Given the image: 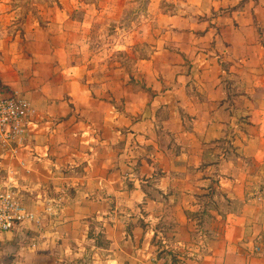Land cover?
Segmentation results:
<instances>
[{
	"label": "crops",
	"instance_id": "1",
	"mask_svg": "<svg viewBox=\"0 0 264 264\" xmlns=\"http://www.w3.org/2000/svg\"><path fill=\"white\" fill-rule=\"evenodd\" d=\"M16 3L0 87L34 112L0 188L56 213L1 234L0 264H264V0Z\"/></svg>",
	"mask_w": 264,
	"mask_h": 264
},
{
	"label": "built area",
	"instance_id": "2",
	"mask_svg": "<svg viewBox=\"0 0 264 264\" xmlns=\"http://www.w3.org/2000/svg\"><path fill=\"white\" fill-rule=\"evenodd\" d=\"M28 100L17 92L0 87V144L2 147L20 145L27 132L28 119L33 114ZM15 150V148H13ZM54 206L44 211L30 210L13 186L0 188V235L11 231L16 224H41L44 215H54Z\"/></svg>",
	"mask_w": 264,
	"mask_h": 264
},
{
	"label": "rangeland",
	"instance_id": "3",
	"mask_svg": "<svg viewBox=\"0 0 264 264\" xmlns=\"http://www.w3.org/2000/svg\"><path fill=\"white\" fill-rule=\"evenodd\" d=\"M90 1H94V0H90ZM141 1H142L143 8H144L146 5V0H141ZM39 2H40V0H17L16 6L21 9V12H20L21 15H25V14L31 13L34 6L36 4H38ZM132 19H133V16H132V13L130 12L126 17V20L124 21L125 25L127 26L128 22L132 21ZM146 52L148 53V50H146ZM114 58H115V61H118V63L123 64L124 66H126L127 69H128V65L131 66V63H130L131 61L128 60L127 55L123 56L121 54L120 55L116 54V55H114ZM27 133L28 132H26L24 140H26V138H27ZM101 229L102 228L99 227L97 230L96 228L93 227L92 231L95 232V234H97L99 232V234L101 236L102 235ZM127 235H128V232H127ZM95 245L100 247L101 249H107V247H108V244H106V241H104V239H102V236L100 239L97 238ZM121 248L128 252V244H125V245L122 244ZM89 252H91V250H89ZM101 253H102V257L99 255L98 259L96 258L95 260H93L92 257L90 256L89 258H84V259L63 260V261H61L62 263H57V264H103L104 253L103 252H101Z\"/></svg>",
	"mask_w": 264,
	"mask_h": 264
},
{
	"label": "trees",
	"instance_id": "4",
	"mask_svg": "<svg viewBox=\"0 0 264 264\" xmlns=\"http://www.w3.org/2000/svg\"><path fill=\"white\" fill-rule=\"evenodd\" d=\"M40 1H41V0H40ZM32 12H35V9H34V8L32 9ZM26 15H27V14L22 15V17L20 18V23L23 22L24 17H25ZM160 257H162L161 259L166 260V262L168 261L170 264H181V262L177 259L176 255H175L172 251L165 250V251H163V252L159 255V258H160Z\"/></svg>",
	"mask_w": 264,
	"mask_h": 264
}]
</instances>
